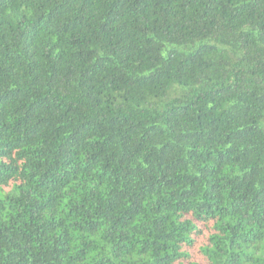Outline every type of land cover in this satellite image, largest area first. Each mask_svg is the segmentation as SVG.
I'll return each instance as SVG.
<instances>
[{
    "label": "trees",
    "instance_id": "16d2710c",
    "mask_svg": "<svg viewBox=\"0 0 264 264\" xmlns=\"http://www.w3.org/2000/svg\"><path fill=\"white\" fill-rule=\"evenodd\" d=\"M0 264H264V0H0Z\"/></svg>",
    "mask_w": 264,
    "mask_h": 264
}]
</instances>
